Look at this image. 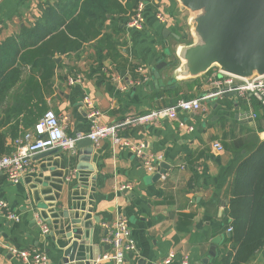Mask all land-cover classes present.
I'll return each mask as SVG.
<instances>
[{"label":"crops","instance_id":"1","mask_svg":"<svg viewBox=\"0 0 264 264\" xmlns=\"http://www.w3.org/2000/svg\"><path fill=\"white\" fill-rule=\"evenodd\" d=\"M58 2L1 0L0 43L16 36L21 28L32 27L47 7ZM139 3L142 27L126 26ZM133 6L126 14L107 15L101 30L100 36H111L117 55L107 48L98 49L97 39L84 42L78 52L56 54L54 74L50 85L43 88L42 100L59 116L65 135L74 137L90 130L92 119L87 117L88 107L83 102L88 96L99 110L96 121L121 124L118 136L122 141L130 145L143 143L145 153L162 157L156 171L148 174L128 147L107 137L94 145L87 161L92 170L78 169L81 161L75 146V150L57 148L50 154H36L20 183H12L0 173V201L19 217L7 218L0 206V264H23L11 248L36 249L46 255L47 264H61L63 249L71 240L65 234L72 230L74 214L81 224L86 221L90 226L86 229L79 225L82 232L88 230L85 248L92 257L91 264L109 250L104 242L105 223L120 215L127 219L137 245V252L133 258L127 257L125 264H165L170 252L174 257L167 264H181L184 256H188V264H214L228 246L225 223L232 180L228 169L239 155H232L226 145L247 138V131L263 140L264 129L254 130L258 114L264 110L261 107L255 112L249 98L243 101L239 94H228L203 99L202 108L195 113L179 111L175 118L147 125L123 124L128 118L169 104L173 94L167 91L175 89L169 86L170 69L178 62L175 48L179 42L191 41L187 10H180L176 0H138L135 9ZM65 10L60 8L57 15ZM158 14L164 16V23L158 20ZM174 34L180 36L179 41ZM160 61L166 65L156 87L153 71ZM139 67L148 80L136 84L141 77ZM208 71L177 82L178 96L190 99L208 93ZM28 73L25 67L24 76ZM71 77L75 80L72 83ZM2 108L0 129L6 132L7 147L12 152L15 140L32 124L20 119L12 128L16 121L3 119ZM251 111L256 117H250ZM215 142L222 148L214 147ZM161 162L166 166L162 167ZM161 169L164 173L154 180L152 177ZM88 208L92 210L86 218ZM38 217L50 226L48 233L41 232ZM62 241L65 245L60 248ZM246 264H264V246Z\"/></svg>","mask_w":264,"mask_h":264},{"label":"trees","instance_id":"2","mask_svg":"<svg viewBox=\"0 0 264 264\" xmlns=\"http://www.w3.org/2000/svg\"><path fill=\"white\" fill-rule=\"evenodd\" d=\"M122 1L59 0L55 6L47 7L32 27H23L16 36L0 43V107L3 119H15L12 128L18 126L20 119L33 125L48 109L42 94L54 74L56 54L78 52L84 42L97 39L98 49L107 48L117 55L111 36L100 34L107 15L126 14L138 2ZM60 8L66 10L58 16ZM25 67L29 73L24 76ZM177 84L169 85L175 89L167 91L173 94L168 106L179 99H189L178 96ZM249 100L253 110L259 112L260 102L252 96ZM263 129L264 112L258 114L254 131ZM247 132V138L226 145L232 155L239 156L228 169L232 176L225 223L226 228L231 227L228 246L214 264H246L264 246V139L260 141L253 132ZM7 152L6 132L0 129V156Z\"/></svg>","mask_w":264,"mask_h":264},{"label":"built area","instance_id":"3","mask_svg":"<svg viewBox=\"0 0 264 264\" xmlns=\"http://www.w3.org/2000/svg\"><path fill=\"white\" fill-rule=\"evenodd\" d=\"M157 18L160 22H165L162 14H158ZM142 24V3H139L134 13L126 21V26L141 28ZM138 72L141 74V77L137 79L136 84L148 80V76L142 67L138 68ZM206 78L207 83L211 86V90L208 93L196 98L179 99L172 106L167 105L153 108L144 114L128 118L123 124L147 125L150 123H158L165 119L175 118L179 111L195 113L202 108L203 99L221 98L234 92L246 99L250 96L254 97L260 102L264 110V74L255 75L246 79L224 72L215 66L209 69ZM74 81L73 77L69 78L70 83ZM83 102L88 107L87 117L92 119L91 127L87 134L78 133L74 137L66 136L59 116L52 109L48 108L30 129L24 131L23 135L15 140V150L0 156V173L6 174L8 180L12 183H20L24 174L30 169L32 158L36 154L54 148L75 150L77 141L85 137L89 138L93 142V145L98 144L101 139L111 137L114 142L128 147L140 160L148 174H153L156 171L157 164L162 159L160 155L145 153V145L143 143L130 145L128 142L122 141L118 136V127L121 124H100L95 120L99 115V110L92 105L90 98L84 96ZM249 115L252 118L256 117V114L252 111ZM179 126L181 128L184 127V123L179 122ZM187 129L192 130V127H187ZM214 147L217 149L222 148L217 142L214 143ZM0 206L6 210L7 218L19 219L18 214L12 211L5 201L1 200ZM37 223L43 234L50 231V226L43 223L39 217L37 218ZM105 226L107 234L104 242L109 245V250L102 253L96 259L95 263L98 264L107 261L111 262V264H125L128 254L137 252V245L132 236L127 219L120 215L114 220L105 223ZM227 231L231 232V227H228ZM11 253L21 259L23 264L48 263L46 255L36 249L11 248ZM173 257L174 253L170 252L167 258L164 259V263H169ZM188 262V256H184L181 260V264H188Z\"/></svg>","mask_w":264,"mask_h":264},{"label":"water","instance_id":"4","mask_svg":"<svg viewBox=\"0 0 264 264\" xmlns=\"http://www.w3.org/2000/svg\"><path fill=\"white\" fill-rule=\"evenodd\" d=\"M180 10H187V24L191 36L190 42H179L175 48L178 62L170 69V81L195 78L205 74L213 65L220 70L242 78H251L264 74V0H176ZM175 35L179 41L180 36ZM166 62L160 61L153 71V82L158 87L161 69ZM231 94H236L230 93ZM78 169L92 170L88 164L94 151L93 142L85 137L77 141ZM57 148L41 154L56 152ZM162 167L166 166L161 162ZM164 170L157 172L152 178L161 177ZM72 208L76 209L77 205ZM92 209L88 208L86 218ZM66 218V213L64 212ZM71 228L65 236L71 238L63 249L61 264H91L92 257L86 253L89 243L87 231L82 232L78 215L71 216ZM97 219V218H96ZM88 228L86 221L81 224ZM82 235V236H81ZM230 235V232H227ZM80 236V237H79ZM88 239V240H87ZM65 242L58 245L62 248ZM214 249V246H212ZM134 253L128 257L133 258ZM138 264H142L139 262Z\"/></svg>","mask_w":264,"mask_h":264},{"label":"rangeland","instance_id":"5","mask_svg":"<svg viewBox=\"0 0 264 264\" xmlns=\"http://www.w3.org/2000/svg\"><path fill=\"white\" fill-rule=\"evenodd\" d=\"M185 16H186V18L188 17V11H185ZM216 65H213L212 67H215Z\"/></svg>","mask_w":264,"mask_h":264}]
</instances>
